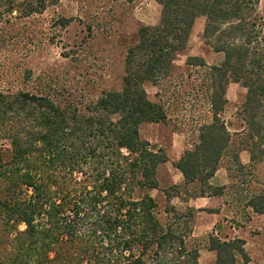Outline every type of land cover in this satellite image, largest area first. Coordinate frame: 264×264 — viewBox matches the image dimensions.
I'll list each match as a JSON object with an SVG mask.
<instances>
[{
    "label": "trees",
    "instance_id": "16d2710c",
    "mask_svg": "<svg viewBox=\"0 0 264 264\" xmlns=\"http://www.w3.org/2000/svg\"><path fill=\"white\" fill-rule=\"evenodd\" d=\"M52 1L0 0V18L39 14ZM155 2L158 19L140 27L127 47L119 90L96 96L66 86L42 93L0 90V264H199L200 247L189 242L191 210L178 211L171 198L193 182L196 194L220 193L208 180L224 156L239 171L241 151L252 166L263 160L259 0ZM197 17L204 18L203 43L221 60L207 65L200 56H186V66L205 72L210 119L175 162L183 184L162 189L168 216L161 221L150 191L159 189L158 169L168 158L140 137L139 127L164 122L166 112L144 85L170 76ZM230 82L244 89L232 117L238 128L219 117ZM248 206L264 213V191ZM207 240L215 264H235V254L246 260L243 240H219L213 233Z\"/></svg>",
    "mask_w": 264,
    "mask_h": 264
},
{
    "label": "rangeland",
    "instance_id": "374dc122",
    "mask_svg": "<svg viewBox=\"0 0 264 264\" xmlns=\"http://www.w3.org/2000/svg\"><path fill=\"white\" fill-rule=\"evenodd\" d=\"M259 10L264 16V0H259ZM158 16L155 0H54L39 14L3 16L0 90L42 93L50 87L66 86L89 96L102 90L117 91L121 87L127 47L136 40L138 29L155 24ZM62 19L69 21L62 25ZM203 23V17L194 20L187 49L176 57L170 76L156 85H144L149 99L160 102L166 112L164 122L143 123L139 127L140 137L163 149L168 158L158 169L159 189L150 191L161 221L168 216L163 212L166 201L162 189L176 180L174 165L180 144L182 140L185 143L183 152L190 149L197 141L198 128L210 119L202 86L205 72L185 65L186 56H200L207 65L221 60V54L212 52L202 41ZM243 94L244 89L238 84H227L226 104L219 117L226 122L231 120L234 128L240 126L232 117ZM170 146L175 151L172 148V154ZM219 165L227 170L233 190L251 193V197L264 191V158L253 166L249 162L241 171L228 156L222 157ZM181 191L185 196L193 195L199 192V187L194 190L186 186L178 190L179 197ZM176 201L171 198L170 202L178 211L185 212L187 208L182 209ZM199 240L190 239V245H200Z\"/></svg>",
    "mask_w": 264,
    "mask_h": 264
},
{
    "label": "crops",
    "instance_id": "0c3cea01",
    "mask_svg": "<svg viewBox=\"0 0 264 264\" xmlns=\"http://www.w3.org/2000/svg\"><path fill=\"white\" fill-rule=\"evenodd\" d=\"M173 146L177 147V145ZM173 146L169 148L170 154L174 151ZM180 146L176 159L180 158L183 149L186 148L183 140ZM238 158L243 166L249 164V155L246 151H241ZM175 170L177 171L176 180L171 184L181 185L184 182L182 175L177 169ZM229 183L227 170L219 165L209 178L208 184L211 188L221 187L220 193L214 194L210 189L203 195L185 196V193L181 191V197L180 195L173 197L182 209L191 210L188 222L189 238L203 239V241L199 240L201 243L198 245L200 247L198 263L215 264V251L208 248L206 239L213 233V236L215 235L219 240L241 239L244 241L243 252L246 260L244 261L243 257L237 254L235 264H262L264 262V213L257 214L248 206V200L253 194L243 190L235 191ZM189 186L194 190L199 187L195 182L187 185Z\"/></svg>",
    "mask_w": 264,
    "mask_h": 264
}]
</instances>
